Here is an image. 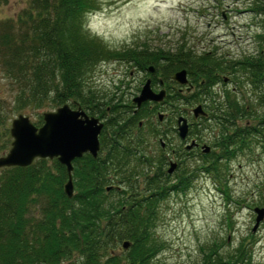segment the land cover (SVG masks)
<instances>
[{"label": "trees", "instance_id": "16d2710c", "mask_svg": "<svg viewBox=\"0 0 264 264\" xmlns=\"http://www.w3.org/2000/svg\"><path fill=\"white\" fill-rule=\"evenodd\" d=\"M96 7L97 0H27L14 19L0 21V73L7 92L4 96L0 90V155L10 146L15 114L32 112L31 122L38 126V110L68 103L103 121L97 155L84 153L71 162L69 197L63 189L65 167L55 158L1 169L0 264H153L163 245L154 230L165 196L186 191L199 173L220 178L231 160L250 151L256 137L264 148V39H258L255 55L236 60L215 51L195 55L181 43L173 50L144 45L112 49L84 28L86 15ZM248 9L264 15V0H251ZM104 61L141 72L151 65L166 84L173 72L184 69L198 92L167 91L163 104L205 103L207 116L193 135L203 142L202 130L210 131L208 151L191 158L180 151V166L168 175L164 166L170 157L159 141L167 133L160 126L164 120L173 124L179 112L163 114L162 106L150 102L136 109L122 80L110 96L96 99L85 79ZM227 71L235 90L224 88L218 96L213 87ZM243 84L250 89L248 97L236 96ZM252 245L251 239L241 238L222 250L215 239L200 247L195 264H253Z\"/></svg>", "mask_w": 264, "mask_h": 264}, {"label": "rangeland", "instance_id": "374dc122", "mask_svg": "<svg viewBox=\"0 0 264 264\" xmlns=\"http://www.w3.org/2000/svg\"><path fill=\"white\" fill-rule=\"evenodd\" d=\"M26 2L7 0L0 5V21L14 19ZM249 2L251 0H97L96 9L85 17L84 28L112 49L144 45L150 49L173 50L181 43L192 47L196 53L215 51L227 60H236L255 55L259 48L258 39H264L261 25L264 15L248 9ZM259 34L263 36L255 39ZM143 78V72L128 64L104 61L87 75L85 88L91 89L95 98L102 100L110 96L115 85L122 80L127 84L125 91L132 97ZM223 85L219 83L215 87L216 95L220 96L224 88L230 89L234 83ZM5 87L0 73V90L4 96L7 94ZM238 91L236 96L251 95L247 84L241 85ZM174 105H164L160 110L166 115L178 111L184 116L188 106L183 103ZM48 110L51 109L38 110V113L42 115ZM27 114L33 121L34 114ZM170 126V120L161 124L167 133L162 149L175 161V152H180L183 144L174 132L168 131ZM202 134L203 142L209 145L210 131L202 130ZM261 139L256 137L250 151L231 160L220 178L199 173L186 191H170L165 196L158 208L154 230V236L163 245L153 264H195L200 261V247L216 239L222 250L231 249L241 238L253 241V264H264V216L251 231L255 216L251 209L264 207V148L259 143ZM191 160L189 162L193 164Z\"/></svg>", "mask_w": 264, "mask_h": 264}, {"label": "water", "instance_id": "95a60500", "mask_svg": "<svg viewBox=\"0 0 264 264\" xmlns=\"http://www.w3.org/2000/svg\"><path fill=\"white\" fill-rule=\"evenodd\" d=\"M151 70V68H149ZM171 78L179 84L186 83L185 70L175 71ZM147 79L137 96L132 98L135 105L146 100L158 101L163 96V90L153 93L149 88ZM199 106L193 109L195 113ZM42 123L34 125L29 117L18 114L10 121L9 134L11 137L10 146L7 151L0 155V168L10 166L29 165L34 158H55L65 167L67 181L63 189L64 193L71 196L72 186L70 172L71 162L74 158L80 157L84 153L94 156L98 150V134L102 123L97 118L87 115V113L76 106L70 107L64 103L53 110H48L41 115ZM186 120L177 117V133L180 138L186 134ZM202 151L207 152L208 146H201ZM175 167L174 162H170L167 171L171 172ZM254 223L251 231H254L258 223L264 216V207H254ZM128 243L122 242V247L126 248Z\"/></svg>", "mask_w": 264, "mask_h": 264}, {"label": "flooded vegetation", "instance_id": "af4514ba", "mask_svg": "<svg viewBox=\"0 0 264 264\" xmlns=\"http://www.w3.org/2000/svg\"><path fill=\"white\" fill-rule=\"evenodd\" d=\"M220 14L223 17V14L222 13H220ZM189 49H190V52L192 54H195V55L201 54L200 52H197L196 53L192 49V47L189 48ZM149 68H151V70H149ZM143 75H144L143 82L140 84V86L139 85L136 86V88H135L136 93L133 94L134 96H137L139 94V92L141 90V87L143 86V84L145 83V81L147 79L149 80V82H148L149 88L151 89V91L153 93H157L159 90H163V92H164L162 98L160 100H158V101L146 100V101H143V102H150V103L158 104L159 106H162V107H164V105H168V106H172L173 105V107H174V104H172V103H165V104H163V98L165 97L167 91L168 92H171V93L172 92H177L178 94H181V95L188 94V93L191 94V95H193V94H195V93L198 92V87L196 86L195 83L192 82L191 78L189 76H187L186 71H185L186 83H182V84H179L176 81H174L171 78V75H170V79H169L170 83L169 84H166L165 82H163V80L159 76L155 75V68L152 67L151 65H149V66L146 67L145 71H143ZM219 77L221 78V82H219V83H221L222 85L223 84H228L229 82L232 81L231 78H233L231 71H227L226 74H220ZM152 79H156V83L155 84L153 83V80ZM200 82H202V80H199V83ZM219 83L217 85H214V87H213V90L214 91H215V87L218 86ZM230 89L235 90V86H233ZM134 96H132V98ZM132 98H131V102L135 104V102L132 101ZM141 103L142 102H140L138 106L134 105L135 108L137 109L140 106ZM184 105H187L188 106V107L185 106L186 108H185V114H184V116L181 115V114L174 115V123L172 124V126L169 127L168 131H170V132L171 131L172 132L174 131V133L176 134V136L178 137V139L181 140V142L183 144L182 145L183 147L181 148L180 151H181L182 154H184V157L191 158V157H194L197 152H199V151L201 152V150H202V147L201 146H203V145L204 146L205 145L208 146L206 143L201 142V141L199 142L195 137H192L191 136V134H193L194 130H197V126L200 125L201 118L202 117H206L207 115H206V111H205V107H204L205 103H201V102L198 101V102H193V103H185ZM197 106H199V109L194 113L193 112V109L195 107H197ZM150 107H151V105H150ZM87 115L92 116L94 118H97V120L100 123H102V125H103L102 119H100L98 116L91 115V114H88V113H87ZM179 116L185 118L186 125H187L186 134H185V136L183 138H180L178 136V133H177V117H179ZM187 117H189V119ZM157 119H158V122L161 124V120H162L161 113H159L157 115ZM153 120H155V118ZM138 125H140V122H138ZM101 128H102V126H101ZM160 128H161V126H160ZM171 128H172V130H171ZM159 141H160L161 148H162L163 142L160 139H159ZM98 151H99V140H98V150H97L96 154L94 156H92L89 152H88V154H90L92 157H95L97 155ZM171 152H173V151H171ZM175 153L178 154L179 151H176ZM193 153H195V154H193ZM180 161H181L180 159H177V160L173 161L170 158H168V160H167V162H166V164L164 166V169H165L166 173L168 175H172L173 172L175 171V169L178 166H180V164H179ZM170 162H174L175 163V167H174V169L171 172H168L167 171V168H168Z\"/></svg>", "mask_w": 264, "mask_h": 264}, {"label": "bare ground", "instance_id": "6f19581e", "mask_svg": "<svg viewBox=\"0 0 264 264\" xmlns=\"http://www.w3.org/2000/svg\"><path fill=\"white\" fill-rule=\"evenodd\" d=\"M37 158H39V157H37ZM37 158H34V159H37Z\"/></svg>", "mask_w": 264, "mask_h": 264}]
</instances>
